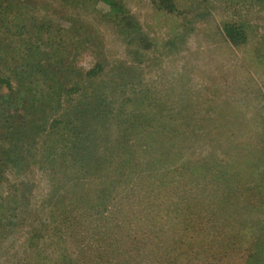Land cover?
Wrapping results in <instances>:
<instances>
[{
  "label": "rangeland",
  "instance_id": "1",
  "mask_svg": "<svg viewBox=\"0 0 264 264\" xmlns=\"http://www.w3.org/2000/svg\"><path fill=\"white\" fill-rule=\"evenodd\" d=\"M119 1L125 14L138 24V31L150 39V49H139L136 43L127 44L111 6L105 0H12L18 17L29 26L24 31H16L15 40L24 34L22 40L26 37L27 41L38 23L50 25L45 33L48 40L34 36V41L41 43L38 58L74 70L67 88L64 83L62 87L65 90L75 87L76 94L70 97L63 93L49 98L48 104L52 102L53 106L47 118L51 121L54 119L51 116L60 117V108L83 103L86 99L83 94L90 92L106 99L100 116L107 122L110 111V117H113V112L115 115L121 108L131 110V102L127 100L139 97L141 89L149 96L153 90L155 100L161 103L163 116L177 119L172 125L175 124L182 133L179 141L186 140L191 146L187 152L189 158L186 153L174 152L173 165H170L176 172L173 179H181L182 184L186 181L183 186L186 193L176 206V209L185 210L178 214L176 225L161 224L159 221L165 220H159L156 214L151 215L149 204L144 206L145 200L139 198L134 207L141 212L140 216L146 212L149 221L141 219L137 212L130 216L127 210L122 218L117 216L114 227L120 232L119 237L127 240L123 239L122 230L129 238L135 239L122 249L128 252L131 261L136 262L151 257L156 263L155 257L145 253L149 244L154 243L150 251L155 252V246L170 251L167 259L172 264H253L249 263L250 256L264 241V233L250 235L247 225L239 229L238 224L226 225L220 214H216L218 208L211 201L216 197L212 195L211 198V190L218 189L220 176L225 171L231 170V175L239 173L240 177L250 174L255 162L264 167V0H173L179 11L174 15L160 11L155 5L157 0ZM227 24L244 28L248 39L246 45L233 47L225 40L223 28ZM38 28L36 33L40 32ZM26 30L30 33L26 34ZM51 39L59 43L54 51H48L46 47V42ZM6 49L0 44V68L5 63ZM27 61H33L31 55ZM97 68L96 73L100 74L90 79L88 73ZM17 81L15 78L14 84ZM152 112L157 116L158 108ZM82 117L76 120L78 125ZM96 117H84L82 121H92L93 127L102 130L103 125H99ZM109 125L113 128L118 123L110 121ZM145 125L142 123V130ZM109 145L113 147V142ZM235 145L239 146V151L230 152ZM165 147L162 146L164 152L169 149ZM1 148H7L3 140H0V151ZM3 157L0 156V196L8 197L6 195L14 186L24 188L32 194L33 206L39 207L50 190L47 173L34 164L26 170H14ZM197 177L201 179L199 186L195 183ZM207 185L208 188L202 189ZM245 194H241L238 208L248 218L253 214L246 213ZM184 201L198 208L196 218L187 211ZM89 210L92 212L90 217L96 220L102 217L101 209ZM236 214L239 218V211ZM120 220L121 224H118ZM193 221L198 223L197 233H192ZM252 228L256 230V226ZM23 236L18 230L17 235L6 243L0 264H9V259L13 261L19 257ZM176 236L182 239L174 241ZM70 251L76 256L85 253L81 254L78 249ZM83 256L84 264H92ZM125 257L130 264L126 254ZM125 257H116L115 262ZM57 259L50 261L51 264H58ZM161 263L169 264L168 261Z\"/></svg>",
  "mask_w": 264,
  "mask_h": 264
},
{
  "label": "trees",
  "instance_id": "2",
  "mask_svg": "<svg viewBox=\"0 0 264 264\" xmlns=\"http://www.w3.org/2000/svg\"><path fill=\"white\" fill-rule=\"evenodd\" d=\"M105 1L111 6L113 17L118 20L127 44L136 43L139 49H150V39L138 31V24L130 15L125 14L122 2ZM155 5L166 14L179 13L173 0H157ZM38 25L40 32L36 33L37 27L34 28L27 41L26 37L22 40L24 34H20L15 40L16 31H24L29 26L18 17L12 0H0V44L7 47L5 63L0 68V140L6 143L7 148H1L0 156H4L3 160L17 171L26 170L31 164L37 165L47 173L50 180L49 193L39 207L33 206L32 194L24 188L21 190L14 186L6 195L8 197L0 196V258L6 243L21 230L24 235L21 240L22 252L13 261L9 259V264H51L50 261L57 258L61 259H57L58 264H84L83 255H86L83 259L86 258L92 264H109L108 259L112 261L111 264H128L125 254L130 261L131 258L122 248L135 242V239L129 238L122 230L121 235L127 240L123 241L119 237L120 232L114 227L117 225V216L122 218L127 210L128 215L134 216L137 212L141 219L143 217V220L149 221L146 212H142L143 215L140 216L141 212L134 207L140 198L146 201H143L144 206L149 204L151 215L156 214L159 220H165L159 221L161 224L176 225L178 214L185 210L176 209V206L182 202L181 196L186 193L183 187L186 181L182 184L181 179H173L176 172L170 165H173L171 161L174 152L180 155L186 153V158H189L187 152L190 151V143L186 140L179 141L182 133L175 124L172 125L177 119L163 116L160 112L161 103L155 100L153 90L149 96L141 89L139 97L127 100L131 102V110L121 108L115 115L113 112V117H110V111L107 122L100 116L106 100L104 96L86 92L83 94L86 103L78 102L75 106L60 108L61 116H51L54 119L50 121L47 115L53 104H48L47 100L63 93L71 97L77 90L75 87L68 90L62 87L63 83L66 88L69 85L73 69L38 58L41 55V43L35 42L34 36L46 40L48 36L45 33L51 28L50 25ZM25 33L30 32L26 30ZM134 33L136 35L131 37ZM223 36L233 47H242L248 41L244 28L238 24L224 26ZM46 43L48 51H54L59 44L52 39ZM30 55L33 61H27ZM96 70L98 68L88 73L90 79H95L100 74ZM15 78H18L17 84H14ZM28 80L30 82L27 83ZM55 88L57 89L54 91ZM157 101L158 104L155 105ZM152 107L153 110L158 108L157 116L150 109ZM83 114L84 117L98 116L95 119L100 126L103 125L102 130L100 129L102 132L93 127L92 121L83 122ZM79 117H82L80 125L76 121ZM110 121H116L117 127L112 128ZM144 122L146 125L142 130ZM40 138L43 141L39 142ZM112 142L113 147L109 145ZM162 146L169 149L164 152ZM232 151L237 153L239 146H233L230 152ZM230 172L231 170L225 171L220 176L222 179L220 178L218 189L210 187L211 198L216 197V200L211 199L218 208L216 214H220L228 226L238 224L239 229L247 225L250 227V235L263 234L264 167L260 162H255L252 164V172L240 177L239 173L231 175ZM200 180L199 177L195 179L196 185L199 186ZM204 188H208V185L202 189ZM176 189L184 191L178 193ZM242 193L247 196L244 199L246 213L253 214L248 218L238 208ZM185 198L188 199V196ZM184 202L189 207L187 211H191L196 218L197 207ZM89 209H101L102 217L99 220L90 217L92 212ZM238 211L239 218L236 214ZM151 222L157 224L156 221ZM118 224H121V220ZM254 226L256 230L252 228ZM191 229L192 233L199 231L196 221H193ZM180 239L182 238L176 236L173 240ZM149 245L151 248L154 243ZM138 248L140 251V247ZM150 248L145 253L155 257L156 263L151 261V257H146V261L132 260L130 264H162L164 261L173 263L167 259L170 251L155 246V252H152ZM70 249L85 253L76 256ZM252 254L249 263L264 264V241ZM121 256L125 258L116 263V257Z\"/></svg>",
  "mask_w": 264,
  "mask_h": 264
}]
</instances>
